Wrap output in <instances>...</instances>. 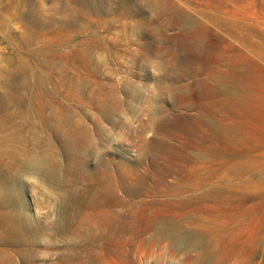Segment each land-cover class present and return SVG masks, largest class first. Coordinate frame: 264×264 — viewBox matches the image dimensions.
I'll use <instances>...</instances> for the list:
<instances>
[{"label":"rangeland","instance_id":"1","mask_svg":"<svg viewBox=\"0 0 264 264\" xmlns=\"http://www.w3.org/2000/svg\"><path fill=\"white\" fill-rule=\"evenodd\" d=\"M0 264H264V0H0Z\"/></svg>","mask_w":264,"mask_h":264}]
</instances>
